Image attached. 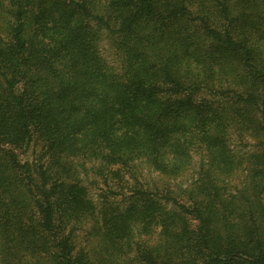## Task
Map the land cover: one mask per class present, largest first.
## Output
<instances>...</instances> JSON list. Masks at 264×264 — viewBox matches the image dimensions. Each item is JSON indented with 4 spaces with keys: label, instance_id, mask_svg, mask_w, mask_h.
<instances>
[{
    "label": "trees",
    "instance_id": "1",
    "mask_svg": "<svg viewBox=\"0 0 264 264\" xmlns=\"http://www.w3.org/2000/svg\"><path fill=\"white\" fill-rule=\"evenodd\" d=\"M0 264H264V0H0Z\"/></svg>",
    "mask_w": 264,
    "mask_h": 264
},
{
    "label": "rangeland",
    "instance_id": "2",
    "mask_svg": "<svg viewBox=\"0 0 264 264\" xmlns=\"http://www.w3.org/2000/svg\"><path fill=\"white\" fill-rule=\"evenodd\" d=\"M197 161H198V158L195 157L194 158V166H197L196 165ZM142 168H143V172L144 173H147L148 172L145 166L142 167ZM151 176L157 177L158 175L156 173H151ZM189 176H190V172L188 174H185L182 178H179L178 181H180V182L181 181H184L185 182L188 179ZM244 182H246V180H245V174H242V173H239V174H236V175L232 176L231 177V180H230V183L233 186H236V185H238V186L241 185L242 186V184Z\"/></svg>",
    "mask_w": 264,
    "mask_h": 264
}]
</instances>
